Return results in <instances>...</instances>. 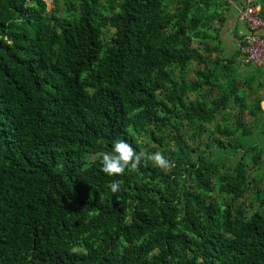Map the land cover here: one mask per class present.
I'll return each instance as SVG.
<instances>
[{"label":"trees","instance_id":"trees-1","mask_svg":"<svg viewBox=\"0 0 264 264\" xmlns=\"http://www.w3.org/2000/svg\"><path fill=\"white\" fill-rule=\"evenodd\" d=\"M236 3L0 0V264H264V67L223 48ZM117 140L173 166L109 177Z\"/></svg>","mask_w":264,"mask_h":264},{"label":"clouds","instance_id":"clouds-1","mask_svg":"<svg viewBox=\"0 0 264 264\" xmlns=\"http://www.w3.org/2000/svg\"><path fill=\"white\" fill-rule=\"evenodd\" d=\"M102 165L101 171L109 177L121 176L126 170H138L142 165L146 166L148 162L161 170H168L173 165L162 152L157 151L151 154L144 151L137 152L136 149L124 140H117L113 143L111 152H103L99 156ZM112 194L121 191V184L113 181L108 185Z\"/></svg>","mask_w":264,"mask_h":264},{"label":"built area","instance_id":"built-area-1","mask_svg":"<svg viewBox=\"0 0 264 264\" xmlns=\"http://www.w3.org/2000/svg\"><path fill=\"white\" fill-rule=\"evenodd\" d=\"M238 13L248 31L241 47L242 62L264 67V18L254 0H244Z\"/></svg>","mask_w":264,"mask_h":264},{"label":"rangeland","instance_id":"rangeland-1","mask_svg":"<svg viewBox=\"0 0 264 264\" xmlns=\"http://www.w3.org/2000/svg\"><path fill=\"white\" fill-rule=\"evenodd\" d=\"M47 4V7L48 9H50L52 7L51 3H52V0H44ZM229 15H234L235 13V10L234 9H230L229 10ZM222 45H225V49L227 50L226 52H234L235 51V46L230 44V42L226 41L222 44ZM223 47V48H224ZM239 63H240V59H237L236 60V67L238 66V76L239 77H244L248 72H249V68L247 67H244V66H239ZM182 75L184 77H187L188 76V72H184L182 73ZM258 96H263L264 97V88L259 92ZM261 107L264 109V102L261 103ZM256 148H259L261 151H262V158H261V165L257 168V171H255L254 173H252V175H250V180L252 182V179H258L259 176H262L263 177V182L261 184V191H264V139H259L257 140V144H255ZM253 151V150H252ZM248 154H252L251 152L248 153ZM238 157H232L228 160V163L229 164H234L235 161L237 160ZM224 162H226V160L224 159L223 160ZM250 200V196L249 197H246V201L249 202ZM255 206V205H254Z\"/></svg>","mask_w":264,"mask_h":264},{"label":"crops","instance_id":"crops-1","mask_svg":"<svg viewBox=\"0 0 264 264\" xmlns=\"http://www.w3.org/2000/svg\"><path fill=\"white\" fill-rule=\"evenodd\" d=\"M236 2H237L236 5H239L243 2V0H236ZM255 2L257 4V7L260 8V0H255ZM233 9L235 10V13L234 15L230 16L224 28L222 29L221 39H222V43H224L227 39V41L230 42L231 46L232 45L235 46V50H236L241 47L243 39L247 35L248 31L246 25L242 21L239 13L237 12L235 6ZM225 51L227 50L225 49Z\"/></svg>","mask_w":264,"mask_h":264}]
</instances>
